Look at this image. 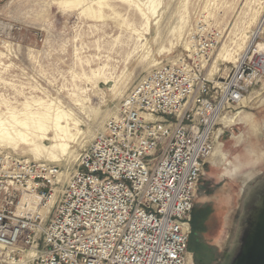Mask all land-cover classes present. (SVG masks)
Returning <instances> with one entry per match:
<instances>
[{"label":"built area","instance_id":"obj_1","mask_svg":"<svg viewBox=\"0 0 264 264\" xmlns=\"http://www.w3.org/2000/svg\"><path fill=\"white\" fill-rule=\"evenodd\" d=\"M262 79L257 46L218 83L185 58L160 63L133 83L74 170L6 155L0 264H187L221 116Z\"/></svg>","mask_w":264,"mask_h":264},{"label":"rangeland","instance_id":"obj_2","mask_svg":"<svg viewBox=\"0 0 264 264\" xmlns=\"http://www.w3.org/2000/svg\"><path fill=\"white\" fill-rule=\"evenodd\" d=\"M64 1L0 0V124L12 127V118L21 120L27 110L54 109L57 101L78 119L83 137L71 143L75 157L45 160L61 161L69 170L76 168L79 154L115 114L133 83L150 69L185 58L201 65L206 78L216 66L207 79L218 83L231 75L243 53L264 44V0ZM88 5L98 10L97 16L82 11ZM223 44L228 59L215 55ZM76 97L92 113L75 106ZM263 97L264 79L247 90V104L242 101L228 112L242 110L241 115L251 116L247 122L227 124L222 121L226 114L221 116L193 205L202 183L214 203L202 226L191 230L187 264L217 261L243 196L242 177L264 164ZM217 146L225 160L220 154L213 157ZM28 152L22 146H0V168L8 154L39 160ZM214 239L219 245L212 247Z\"/></svg>","mask_w":264,"mask_h":264},{"label":"bare ground","instance_id":"obj_3","mask_svg":"<svg viewBox=\"0 0 264 264\" xmlns=\"http://www.w3.org/2000/svg\"><path fill=\"white\" fill-rule=\"evenodd\" d=\"M76 1H78L79 4L82 2L81 0H76ZM76 1H72L73 4H75ZM62 3L71 5L69 0H65ZM100 4L102 5V1H99L98 5ZM82 11H84L87 14H91L92 17L97 16L98 13V10H94L91 5L83 7ZM248 46L249 43L246 46V50ZM262 46L264 47V44L261 43L257 44L258 48ZM215 55H217L218 57H222L223 59L229 58L228 54L226 53L225 44H223L222 47H220L218 53ZM242 56H244V53L242 54ZM213 70H216V66L214 65L212 66L210 72L206 74L208 75L207 78L210 79L211 76L209 75L213 73ZM245 101L243 99V102ZM262 101L264 102V99ZM73 102L75 103V106L78 105L80 109L91 112L90 111L91 107L88 108L85 106L84 99L76 97L73 99ZM247 103L248 102H245V104ZM241 112L242 110H238L236 112L234 111L233 113H228L224 117H222V121H224L227 124L230 123L235 124L245 121L247 122L251 118V116L249 117L246 115H241ZM77 120L78 119H75L72 112L64 109L63 107L60 108V105L57 101H56V107L54 109H51L50 107L48 110L45 111L27 110L24 112L23 117H21V120L12 118L9 121L10 123L9 126L13 125L12 127L3 126L2 123L0 124V146L2 147L11 146L14 149L17 148L20 149V146H22L23 148H26L31 153V155H33L34 158L39 160L40 159L67 160L69 157H75V154L72 151L73 149L71 150L72 147L71 143L77 142L80 136L83 135V131H81L78 128ZM49 134H51V136H49ZM46 139L50 141L48 144L44 142V140ZM219 154L225 160V154L222 153L217 146L215 152L213 153V157L218 156ZM59 163L61 164V161ZM227 165H229V168L227 169L232 168V165L229 162L227 163ZM253 173L254 171H249L247 174H245L242 177V186L240 189L242 192L245 189L246 183L248 182V180L250 179Z\"/></svg>","mask_w":264,"mask_h":264},{"label":"water","instance_id":"obj_4","mask_svg":"<svg viewBox=\"0 0 264 264\" xmlns=\"http://www.w3.org/2000/svg\"><path fill=\"white\" fill-rule=\"evenodd\" d=\"M214 264H264V164L246 183Z\"/></svg>","mask_w":264,"mask_h":264},{"label":"crops","instance_id":"obj_5","mask_svg":"<svg viewBox=\"0 0 264 264\" xmlns=\"http://www.w3.org/2000/svg\"><path fill=\"white\" fill-rule=\"evenodd\" d=\"M224 176H226V174ZM203 186H205V183L201 184L200 189H199L200 197L198 198V200H195V203L191 211V230L193 232L198 229L199 225L202 226V221L204 219V216L207 214V212L210 211V207L212 203H214V201L210 200L208 195L205 193V189H203ZM200 240L201 239L199 238L197 241H200ZM217 244L219 245L218 239H214L210 243L212 247H215ZM195 249L196 248H192V252L196 251ZM215 252H217V250H215ZM195 255L199 256L197 254ZM217 257H219L218 253H217Z\"/></svg>","mask_w":264,"mask_h":264},{"label":"flooded vegetation","instance_id":"obj_6","mask_svg":"<svg viewBox=\"0 0 264 264\" xmlns=\"http://www.w3.org/2000/svg\"><path fill=\"white\" fill-rule=\"evenodd\" d=\"M198 262H199V261H198V260H196V263H197V264H199V263H200V262H199V263H198Z\"/></svg>","mask_w":264,"mask_h":264}]
</instances>
